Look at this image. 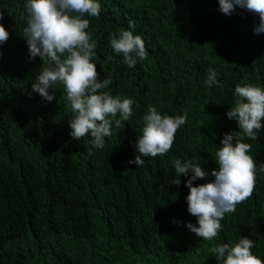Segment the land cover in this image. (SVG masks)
Masks as SVG:
<instances>
[{"label": "trees", "instance_id": "16d2710c", "mask_svg": "<svg viewBox=\"0 0 264 264\" xmlns=\"http://www.w3.org/2000/svg\"><path fill=\"white\" fill-rule=\"evenodd\" d=\"M100 3L99 16L88 18L97 45L92 62L98 79L112 80L103 91L134 103L128 121H113L105 147L91 149L88 136L70 138L62 86L53 102L31 91L43 62L28 59L25 0H0V24L9 32L0 45V264H220L210 248L241 237L264 260V128L242 141L257 167L252 194L225 214L211 243L185 227L196 223L187 212L186 177L171 183L170 163L191 159L211 172L223 135L239 134L225 115L235 86L264 87V33H253L258 15L238 7L225 15L218 0ZM130 20L148 53L134 69L110 47ZM209 69L219 86H206ZM150 106L162 115L186 113L187 122L167 154L129 165Z\"/></svg>", "mask_w": 264, "mask_h": 264}, {"label": "clouds", "instance_id": "9594fccd", "mask_svg": "<svg viewBox=\"0 0 264 264\" xmlns=\"http://www.w3.org/2000/svg\"><path fill=\"white\" fill-rule=\"evenodd\" d=\"M258 15L259 23L254 34L264 33V0H218V10L231 15L236 8ZM26 26L22 37L26 42L28 59L39 57L43 67L31 83V91L46 102H53L56 87L62 86L72 118L68 121L69 135L73 140L88 136L91 149H103L106 138L112 135L113 121L119 125L132 115L131 98L113 96L103 91L112 84L111 78L98 79L96 65L92 62L97 47L89 28V19L102 11L100 0H25ZM3 17L0 15V20ZM135 22L129 21L127 29H121L110 39V47L122 62L134 69L148 53L140 35L133 32ZM9 32L0 24V45ZM219 74L209 69L205 84L208 88L219 86ZM233 106L225 113L234 120L237 132L225 133L216 148L211 172L202 163L174 158L170 161L176 177L171 183L180 186L184 176L187 212L196 223L185 227L195 235L211 243L222 229L221 220L235 210L237 204L247 199L256 180V162L249 154L250 145L242 142L245 137L257 139L264 128V87L251 83L237 84L233 93ZM119 115V119H115ZM187 122V114L169 116L160 114L150 106L143 117L141 135L133 145L138 153L128 164L142 167L144 157L164 156L171 149L175 133ZM89 151V155H91ZM264 171V169H262ZM212 179L208 180L207 177ZM203 183L194 186V181ZM179 223V222H177ZM254 241L241 237L234 244H219L210 252L220 264H264L254 255Z\"/></svg>", "mask_w": 264, "mask_h": 264}]
</instances>
